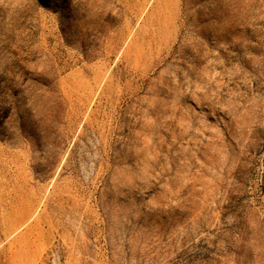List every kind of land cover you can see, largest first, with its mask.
Masks as SVG:
<instances>
[{"label": "rangeland", "instance_id": "obj_1", "mask_svg": "<svg viewBox=\"0 0 264 264\" xmlns=\"http://www.w3.org/2000/svg\"><path fill=\"white\" fill-rule=\"evenodd\" d=\"M0 264H264V0H0Z\"/></svg>", "mask_w": 264, "mask_h": 264}]
</instances>
